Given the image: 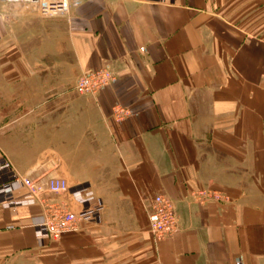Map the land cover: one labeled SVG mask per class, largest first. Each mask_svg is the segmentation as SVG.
<instances>
[{
	"label": "crops",
	"instance_id": "crops-1",
	"mask_svg": "<svg viewBox=\"0 0 264 264\" xmlns=\"http://www.w3.org/2000/svg\"><path fill=\"white\" fill-rule=\"evenodd\" d=\"M99 67L116 79L78 93ZM4 159L41 183L85 182L104 207L99 223L39 240L32 217L79 203L0 194V264H264V0H79L58 16L0 3ZM202 189L227 200L199 201ZM157 193L178 222L160 240Z\"/></svg>",
	"mask_w": 264,
	"mask_h": 264
},
{
	"label": "built area",
	"instance_id": "built-area-1",
	"mask_svg": "<svg viewBox=\"0 0 264 264\" xmlns=\"http://www.w3.org/2000/svg\"><path fill=\"white\" fill-rule=\"evenodd\" d=\"M79 0H0V3H17L23 8L32 9L40 16H58L66 14L70 6ZM117 75L107 67H99L79 75L74 88L83 94H94L111 84ZM129 114L128 108L116 104L112 115L121 120ZM25 189L26 196L12 198L3 202L5 206L32 204L43 200L45 192L68 193L80 207L72 210L63 204L44 206L42 212L32 217L31 226L37 239L57 237L63 233L77 230L81 222L99 223L104 203L89 184L69 183L64 177H48L41 183L26 175L19 174L7 159L0 162V194ZM199 201L227 200V196L211 189L198 190L195 193ZM149 228L155 240L173 235L178 230V222L173 200L162 193L153 196L148 211Z\"/></svg>",
	"mask_w": 264,
	"mask_h": 264
},
{
	"label": "rangeland",
	"instance_id": "rangeland-1",
	"mask_svg": "<svg viewBox=\"0 0 264 264\" xmlns=\"http://www.w3.org/2000/svg\"><path fill=\"white\" fill-rule=\"evenodd\" d=\"M3 5L4 7H12V6H19V7H22L23 5H20V4H17V3H6V4H1ZM27 9L28 11H33L32 9H29V8H25ZM79 93V92H78ZM23 264H33L32 260H24L22 261Z\"/></svg>",
	"mask_w": 264,
	"mask_h": 264
}]
</instances>
